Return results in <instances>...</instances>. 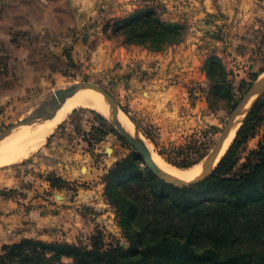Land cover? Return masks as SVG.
Here are the masks:
<instances>
[{
    "label": "rangeland",
    "instance_id": "rangeland-1",
    "mask_svg": "<svg viewBox=\"0 0 264 264\" xmlns=\"http://www.w3.org/2000/svg\"><path fill=\"white\" fill-rule=\"evenodd\" d=\"M46 4L33 0L0 11V133L57 90L89 81L125 106L151 152L187 169L203 163L227 121L264 77V0H64L44 8ZM51 10L58 15L51 16ZM47 17L59 30L45 25ZM131 21L135 25L130 27ZM257 105L264 115V93ZM263 123L236 147L234 173L243 172L250 152L264 141L250 144ZM52 145L82 157L62 161L59 154L47 160L43 154ZM128 158L143 168L146 190L152 175H158L105 110L79 106L27 157L0 163V220L2 211L11 212L2 209V202H15L35 182L47 183L59 199L68 197L82 216L72 239L64 240H5L9 232L1 225L0 254L5 244L25 238L130 249L152 216L147 211L125 219L122 213L121 194L134 197L136 173L107 178ZM207 193L197 192L195 198ZM152 237L148 228L143 240ZM236 250L264 253V233Z\"/></svg>",
    "mask_w": 264,
    "mask_h": 264
},
{
    "label": "trees",
    "instance_id": "trees-1",
    "mask_svg": "<svg viewBox=\"0 0 264 264\" xmlns=\"http://www.w3.org/2000/svg\"><path fill=\"white\" fill-rule=\"evenodd\" d=\"M133 24L129 22L130 27ZM263 121L262 107L255 105L211 176L192 186L166 184L152 173L145 190L148 183L141 177L138 160L119 162L108 179L136 173L134 197L121 194L125 219L147 211L152 216L146 218L130 249L25 238L3 246L0 264H264V253L236 250L242 243L261 240L264 233V141L250 152L243 172H233L236 147L253 136ZM204 190L206 195L195 198ZM148 228L153 237L144 242ZM203 240L209 244L198 245Z\"/></svg>",
    "mask_w": 264,
    "mask_h": 264
},
{
    "label": "crops",
    "instance_id": "crops-1",
    "mask_svg": "<svg viewBox=\"0 0 264 264\" xmlns=\"http://www.w3.org/2000/svg\"><path fill=\"white\" fill-rule=\"evenodd\" d=\"M29 1L33 0H0V11L5 13L10 10V6L15 7ZM43 1L48 2L44 8H53V5H57L64 0ZM50 13L51 16L58 15L57 11L51 10ZM50 19L49 17L45 19V25L51 31L54 29L59 30L57 24ZM261 138H264V123L256 137L250 140V144L255 145ZM46 149L47 152L43 155L47 160H52L54 155L59 154L63 155L62 161H72L75 158L82 157L79 152L69 149L64 151L63 148L59 150L55 145ZM35 183L34 186L24 188L22 190L24 191L23 195L16 198L15 202L13 200L9 201L10 198L7 199V202H2V209L11 211L7 213L2 211L1 214L0 226L3 225L5 230L9 232L5 240L14 241L23 237H36L45 240L72 239L73 234L77 231V225L82 220L79 210L71 204L74 202L66 196L59 199V193L52 191L53 188L49 189L48 184L45 182ZM55 199L59 200L56 201Z\"/></svg>",
    "mask_w": 264,
    "mask_h": 264
},
{
    "label": "water",
    "instance_id": "water-1",
    "mask_svg": "<svg viewBox=\"0 0 264 264\" xmlns=\"http://www.w3.org/2000/svg\"><path fill=\"white\" fill-rule=\"evenodd\" d=\"M82 88H93L103 93L105 100L110 105L109 117L111 118L112 122L117 126L121 134L126 138V140H128L132 144V146L139 152V154L144 158V160L147 162L150 168L158 176L178 186L188 187V186H192V185L205 181L214 172L215 168L218 166V164L220 163V161L225 155V152L223 154L222 152H223L226 139L229 137V135L232 133L234 129H236L235 135L238 134L245 120L247 119L248 115L251 113V111L255 107L259 98L263 95L264 77L262 78L260 84L255 86L253 90L250 92L240 112L227 121L214 147L212 148L210 153L207 155V157L203 161L202 171L191 180H186V179L176 177L168 173L164 169H162L155 162L153 155L151 154V151L149 150V148L147 147L143 139L137 136L136 134H132L131 132H129L125 127L121 125V123L117 119V116L114 110L115 107L120 108L121 110L126 112L131 119V116L127 112V109L125 108V106L121 104L119 100H117L104 87H102L99 84L89 82V81L77 82L71 86L57 90L55 93L56 97H53L51 100H49L48 102L40 106L31 115L25 118H22L16 123L9 125L7 128H5L0 133V142L3 139H5L7 136H9L11 132L18 126L54 117L57 111L65 104L67 99L75 95Z\"/></svg>",
    "mask_w": 264,
    "mask_h": 264
},
{
    "label": "bare ground",
    "instance_id": "bare-ground-1",
    "mask_svg": "<svg viewBox=\"0 0 264 264\" xmlns=\"http://www.w3.org/2000/svg\"><path fill=\"white\" fill-rule=\"evenodd\" d=\"M54 97H56V95ZM79 106L94 108L101 113H104L105 110L107 115H110V105L105 100L103 93L93 88H82L75 95L67 99L65 104L57 111L54 117L36 121L31 125H23L22 127L25 126L24 129L12 132L9 136L3 139L0 142V163L27 157L33 150L35 151V149L45 142L47 137L53 133L57 125L61 123L64 118L72 112V110ZM114 110L121 125L132 134L139 136L140 132L138 134L137 131H135L133 121L130 117L121 109L115 107ZM235 134L236 129H234L226 139L222 154L230 145L232 137L235 136ZM144 139L145 138H143V140ZM146 141L147 140H145V142ZM153 158L162 169L182 179L191 180L202 171L203 163L183 169L168 164V162L163 161V159L158 157L155 153H153Z\"/></svg>",
    "mask_w": 264,
    "mask_h": 264
}]
</instances>
